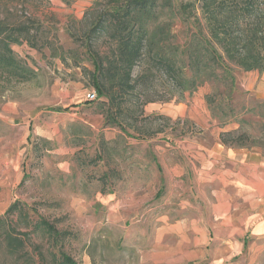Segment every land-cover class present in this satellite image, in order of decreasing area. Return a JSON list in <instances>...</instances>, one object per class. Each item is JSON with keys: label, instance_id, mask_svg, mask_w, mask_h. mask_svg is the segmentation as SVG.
<instances>
[{"label": "rangeland", "instance_id": "rangeland-1", "mask_svg": "<svg viewBox=\"0 0 264 264\" xmlns=\"http://www.w3.org/2000/svg\"><path fill=\"white\" fill-rule=\"evenodd\" d=\"M95 1L101 13L109 0H0V19L33 23L32 46L12 49L35 73L20 83L0 75V264H55L58 249L31 226L38 218L69 235L62 251L76 264H206L182 262L191 236L172 231L198 215L204 197L186 148L237 130L242 120L241 132L249 136L242 149L264 156V73L235 70L232 102L242 112L225 126L205 104L210 85L162 102L170 95L161 75L143 96L114 88L113 106L88 102L85 95L95 91L86 44L101 53L107 46L87 36L92 15H84ZM148 98L155 102L142 106ZM149 104H183L192 117L149 112ZM106 113L115 125H104ZM178 120L184 123L175 127ZM14 203L23 218L6 214ZM243 255L242 264H264V243H251Z\"/></svg>", "mask_w": 264, "mask_h": 264}, {"label": "trees", "instance_id": "trees-1", "mask_svg": "<svg viewBox=\"0 0 264 264\" xmlns=\"http://www.w3.org/2000/svg\"><path fill=\"white\" fill-rule=\"evenodd\" d=\"M99 5L95 1L84 15V20L92 15L87 36L103 38L107 46L101 53L86 44V51L91 56L96 98L107 100L106 107L113 106L114 88L121 93L139 91L143 96L153 89L148 87L152 79L161 75L170 95L162 102L210 85L204 101L212 120L220 126L237 122L242 110L236 112L232 102L237 89L235 70L264 73V0H109L96 13ZM32 25L29 19L25 23L0 19V75L19 83L33 79L35 73L16 58L12 46L24 42L32 46ZM154 102L148 98L142 106ZM111 115L106 113L104 125H115ZM183 123L178 120L174 126ZM238 124L239 129L220 133L223 146L248 148L249 136L241 132L245 121ZM105 179L107 175L100 178L102 184ZM24 212L14 203L6 214L23 218ZM31 224L27 226L42 231L58 249L52 255L55 264H76L62 251L67 233L41 218ZM6 241L12 247L10 235ZM17 246L22 248V242L17 241Z\"/></svg>", "mask_w": 264, "mask_h": 264}, {"label": "crops", "instance_id": "crops-1", "mask_svg": "<svg viewBox=\"0 0 264 264\" xmlns=\"http://www.w3.org/2000/svg\"><path fill=\"white\" fill-rule=\"evenodd\" d=\"M149 105V112L170 118L192 117L183 104L158 109ZM203 144L186 148L198 165L196 182L204 188V197L197 204V216L185 217L172 228L183 237L191 236L184 239L188 244L182 262L242 264L251 243H264V156L225 147L218 136Z\"/></svg>", "mask_w": 264, "mask_h": 264}, {"label": "built area", "instance_id": "built-area-1", "mask_svg": "<svg viewBox=\"0 0 264 264\" xmlns=\"http://www.w3.org/2000/svg\"><path fill=\"white\" fill-rule=\"evenodd\" d=\"M85 100L88 101V102H94L96 100V95H95V92H88L86 95H85Z\"/></svg>", "mask_w": 264, "mask_h": 264}]
</instances>
